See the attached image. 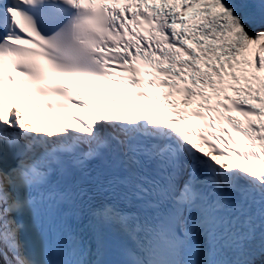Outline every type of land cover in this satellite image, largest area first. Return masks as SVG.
<instances>
[{"label":"snow or ice","instance_id":"snow-or-ice-1","mask_svg":"<svg viewBox=\"0 0 264 264\" xmlns=\"http://www.w3.org/2000/svg\"><path fill=\"white\" fill-rule=\"evenodd\" d=\"M0 264H264V0H0Z\"/></svg>","mask_w":264,"mask_h":264}]
</instances>
